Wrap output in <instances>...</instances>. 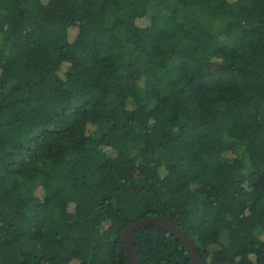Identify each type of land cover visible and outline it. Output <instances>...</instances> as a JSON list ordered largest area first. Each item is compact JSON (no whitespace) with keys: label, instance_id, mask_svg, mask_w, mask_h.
<instances>
[{"label":"trees","instance_id":"1","mask_svg":"<svg viewBox=\"0 0 264 264\" xmlns=\"http://www.w3.org/2000/svg\"><path fill=\"white\" fill-rule=\"evenodd\" d=\"M152 217L264 264V0H0V264H126Z\"/></svg>","mask_w":264,"mask_h":264},{"label":"water","instance_id":"2","mask_svg":"<svg viewBox=\"0 0 264 264\" xmlns=\"http://www.w3.org/2000/svg\"><path fill=\"white\" fill-rule=\"evenodd\" d=\"M148 226L163 229L174 235L185 247L192 264H202L196 248L189 236L181 229L176 222L163 218H146L129 225L123 232V243L126 255V264H138L137 255L132 245V236Z\"/></svg>","mask_w":264,"mask_h":264},{"label":"rangeland","instance_id":"3","mask_svg":"<svg viewBox=\"0 0 264 264\" xmlns=\"http://www.w3.org/2000/svg\"><path fill=\"white\" fill-rule=\"evenodd\" d=\"M158 13H159V8H158L157 4L156 3L151 4L149 7V10H148V14L149 15H154V14L156 15ZM220 30H221V26L215 25L213 28V33L217 34ZM233 157H234V155L232 153H229V152L225 153L223 155V159H226V160L231 159ZM192 190H196V187H192ZM36 193H37V191H36ZM223 238H224V236H221V239H223ZM212 248H216V245H213L212 247H210L211 250H212Z\"/></svg>","mask_w":264,"mask_h":264}]
</instances>
